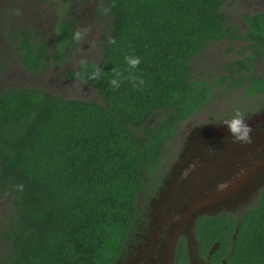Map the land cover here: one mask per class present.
I'll return each instance as SVG.
<instances>
[{"label":"trees","instance_id":"16d2710c","mask_svg":"<svg viewBox=\"0 0 264 264\" xmlns=\"http://www.w3.org/2000/svg\"><path fill=\"white\" fill-rule=\"evenodd\" d=\"M228 1L102 0L100 58L81 59L67 75L96 89L100 100L38 87L0 93V197L12 205L0 227L7 247L0 264H118L141 219L139 199L162 181L179 125L218 89H242L249 113L264 109V74L257 66L264 60V13L244 14L243 31L224 11ZM76 30L72 18L59 19L52 44L20 31L13 35L14 52L40 76L70 58ZM224 39L246 41L240 57L215 78L195 74V59ZM129 54L141 58L138 68L125 64ZM130 72L144 84L134 88ZM114 78L119 88L110 85ZM194 234L205 264H264V188L240 216H200ZM175 264H191L184 239Z\"/></svg>","mask_w":264,"mask_h":264},{"label":"rangeland","instance_id":"374dc122","mask_svg":"<svg viewBox=\"0 0 264 264\" xmlns=\"http://www.w3.org/2000/svg\"><path fill=\"white\" fill-rule=\"evenodd\" d=\"M101 1L0 0V93L12 87H38L73 99L100 100L96 89L84 83L78 76L69 79L67 75L71 71L76 73L81 59L97 61L100 58L102 36L106 32V27L97 14V6ZM223 8L232 17V21L239 28H243V14L264 12V0H229ZM63 17L72 18L76 22L77 30L86 29V36L78 42L77 49L63 64L52 63L47 72L40 76L32 74L14 52L13 35L28 31L33 36L42 35L52 44L54 24ZM231 49L233 46L227 41L212 44L195 59L193 72L207 77L212 74L214 78L223 74L221 67L238 56L237 50ZM257 66L264 74V60ZM242 92L241 89L216 90L203 110L179 125L178 134L170 144V153L161 166L162 181L155 191L144 193L139 199L141 219L137 223L134 238L128 242L127 250L118 264H159L163 260V254L165 258L168 257L169 244L161 246L160 240L164 238L169 242L177 231L173 223L179 221L181 214L173 215L172 220L167 216L169 212L174 213L172 208H176L185 192H188L186 187L192 168L181 167L194 150L209 143L214 135L228 133L225 127L218 125L231 117L232 114H227L229 108L248 102ZM244 114L249 117V124L264 119V109L255 113L244 110ZM152 121L156 122L157 117ZM262 162L253 167L254 173L243 170L241 174L247 176V179L253 178L264 183V161ZM252 196L246 195L234 211L240 214L244 209L255 206L258 199L249 203ZM11 209V202L0 197V227L6 222ZM6 251V245L0 242V259ZM196 264L203 263L197 260Z\"/></svg>","mask_w":264,"mask_h":264},{"label":"water","instance_id":"95a60500","mask_svg":"<svg viewBox=\"0 0 264 264\" xmlns=\"http://www.w3.org/2000/svg\"><path fill=\"white\" fill-rule=\"evenodd\" d=\"M250 126V143H234L228 133L214 135L209 143L194 150L181 167L192 166L186 187L188 192L177 207L172 208L174 213L169 212L167 216L172 220L173 215L181 214L179 221L173 223L177 231L169 242L164 238L160 240L161 246L169 244L168 257L164 254L161 257L165 264H172L176 241L187 232L196 216L234 210L246 195L253 194L263 184L241 174L243 170L254 173L253 167L264 161V119ZM191 259L193 261L192 252Z\"/></svg>","mask_w":264,"mask_h":264},{"label":"clouds","instance_id":"9594fccd","mask_svg":"<svg viewBox=\"0 0 264 264\" xmlns=\"http://www.w3.org/2000/svg\"><path fill=\"white\" fill-rule=\"evenodd\" d=\"M87 30H76L72 33V40L74 42H80L86 36ZM124 62L129 69L138 68L141 63V58L134 54H129L124 57ZM119 76V74H117ZM132 86L139 87L144 84V80L133 73H129L127 77ZM121 80L114 78L110 81V85L113 88H119ZM249 117L242 113L239 108L234 109L230 118L223 120L218 126H223L227 129L228 134L232 137L233 142L250 143L252 128L248 123Z\"/></svg>","mask_w":264,"mask_h":264},{"label":"flooded vegetation","instance_id":"af4514ba","mask_svg":"<svg viewBox=\"0 0 264 264\" xmlns=\"http://www.w3.org/2000/svg\"><path fill=\"white\" fill-rule=\"evenodd\" d=\"M258 13H264V12H258ZM245 14H252V13H250V12H247V13H245ZM254 14H256V13H254ZM244 15V14H243ZM242 18H243V16H242ZM242 22H243V28H239L240 30H243V31H245V30H247V23H246V21L244 20V18L242 19ZM222 41H227V42H229V40H227V39H224V40H222ZM232 46H233V49L232 50H237L236 52H238L240 49H242V48H244V46H246V41H244V40H234L232 43ZM234 46L236 47V49H234ZM233 54H235V52L233 53ZM240 56H239V54H238V56H237V58H239ZM236 58V59H237ZM234 61V60H233ZM259 63V62H258ZM257 63V64H258ZM240 90V89H239ZM242 90V89H241ZM242 106V107H241ZM237 108H239L240 110H241V112L242 113H244V110H248V108L246 107V105L244 104V105H241V104H238V105H236V106H232L231 108H229V110H227V114H232L233 113V110L234 109H237ZM263 188H264V183L261 185V186H259L257 189H256V191L252 194L253 196H252V198L249 200L250 202L249 203H251L252 201H254L255 199H258V201H259V198H260V195H261V192H262V190H263ZM248 203V202H247ZM247 209V208H246ZM245 210V209H244ZM243 210V211H244ZM242 211V213H240V214H238L239 212H236V211H234V210H231V211H225V210H222L221 212H219V213H216V214H203V215H211V216H215V215H218V214H221V213H223V212H230V213H235L237 216H240V215H242L244 212ZM203 215H198V216H196L195 218H194V222H193V224L191 225V227H189V229L187 230V232L186 233H184V234H181L179 237H178V239H177V241H176V244H175V247H174V252H173V259H172V264H175V251H176V248H177V246H178V243H179V240L180 239H184V240H186L187 241V246H188V251H189V257H190V261H191V264H196V261L198 260V261H201L203 264H205L204 263V261L198 256V253H197V241H196V238H195V234H194V225H195V222H196V220L200 217V216H203ZM191 252H192V258H193V261H192V259H191ZM165 264L164 263V261L162 262V259H161V261L159 262V264Z\"/></svg>","mask_w":264,"mask_h":264}]
</instances>
